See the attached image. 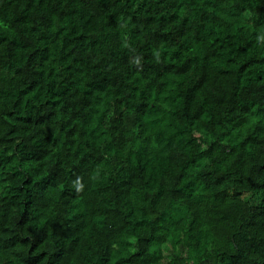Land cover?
I'll return each mask as SVG.
<instances>
[{"label":"clouds","instance_id":"9594fccd","mask_svg":"<svg viewBox=\"0 0 264 264\" xmlns=\"http://www.w3.org/2000/svg\"><path fill=\"white\" fill-rule=\"evenodd\" d=\"M0 264H264V0H0Z\"/></svg>","mask_w":264,"mask_h":264}]
</instances>
